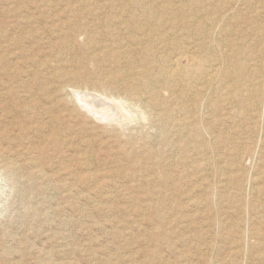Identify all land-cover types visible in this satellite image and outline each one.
I'll return each mask as SVG.
<instances>
[{"label": "rangeland", "instance_id": "rangeland-1", "mask_svg": "<svg viewBox=\"0 0 264 264\" xmlns=\"http://www.w3.org/2000/svg\"><path fill=\"white\" fill-rule=\"evenodd\" d=\"M207 1L217 9L228 0ZM232 1L237 2L236 8L238 7L237 11L241 14L238 17L240 25L237 26L238 37L241 39L239 44H243V39L247 38H251L255 44V40H259L258 25L264 28V0ZM177 2L178 0L174 1ZM99 3L107 4L105 0H0V47L3 46L0 48V99L3 90L6 92L8 87L9 95L12 94L8 95L9 100H0L3 102L0 103V264H147V259L151 258L155 250H161L158 251L159 257L154 259L157 264H203L202 255L207 249L212 264H264V94L258 110L255 111L258 113L255 115L256 124H250V113H253L251 109L248 114H238L239 116L234 115L224 122H216L215 151L208 152L205 157L194 152L187 164L174 169L186 171L188 174L179 180L178 191L172 196L171 203L180 207L174 208L171 213H158L155 211V205L160 202L167 208L171 205L170 201L143 194L150 189L149 186H161V180L157 178L162 177L161 174L164 175L168 170H163V166L155 169L154 177L157 178L152 185H147L143 178H133L131 173L120 174L123 169L129 168L128 156L143 161L148 158L150 149L155 147V120L150 116L141 118L135 113L137 108L133 104L131 106V103L123 102L125 107H131H126L125 111L117 109L121 119L116 124L104 121L102 123L85 110L79 108L77 113L73 108L74 103L81 99V93L94 94L99 98L101 93L79 92L78 88L82 85H77V80L71 83V88H66L68 92L64 89L62 92L54 91L55 94L52 91L51 94L49 89L54 87L51 80L53 74L60 71L71 73L69 75H80V78L86 81H94L95 75L105 73V69L102 70L104 64L97 63L95 59L99 57L100 50H90L92 48L88 33L85 30L78 31V39H74L77 48L75 49L72 45L64 43L66 38L61 28V21L68 18L67 11L70 6H80L83 10L87 9L85 13H95L94 9ZM218 11L224 14L223 10ZM88 18L94 19V15H89ZM45 25L46 27H43ZM42 29H46V34H41ZM261 31L264 33V29ZM41 35L44 37H40ZM50 51L55 53V57ZM56 53L60 56L64 53V60ZM47 57L49 61L47 60L46 68L43 60ZM50 57H53V60ZM32 60L36 62V66L28 63ZM77 63L80 64L74 65ZM82 63L87 67L82 68ZM95 63L99 66L96 67ZM38 65L42 72L38 70ZM98 67L99 70L96 69ZM84 68L89 70L90 75ZM44 80L49 85L45 92L38 88V83L42 84ZM25 83L27 84L24 85ZM29 97L34 105L36 103L35 109L25 112L23 108L25 103L28 104ZM89 97L92 96L84 98L91 100ZM116 102L118 105V101ZM16 105L18 108H15ZM8 110H12V113ZM45 110L50 113H43ZM131 112L136 115H131ZM205 118L210 117L205 114ZM49 119H53L54 127L57 128L53 135L51 130L42 124L44 120L47 122ZM6 128L8 131H5ZM150 134L153 138L149 139ZM242 143L247 147L240 148ZM163 158L166 156L163 155ZM168 159L167 157L165 161ZM90 163L92 165H89ZM200 164H205L203 173L189 172L188 168L192 165ZM111 175L115 178L110 177ZM251 176L257 179L258 193L255 196L250 193ZM238 182L243 183L246 189L238 190ZM191 197L202 205L191 204L188 200ZM236 199L243 203L242 211L239 209V202L235 203ZM157 229L169 231L170 238H166V244L156 246L151 240L152 232ZM241 232L244 236L242 244L240 243L241 249L249 253L247 259L237 255L240 250ZM184 236L196 239L183 242L181 240H184ZM168 244L171 248L165 247Z\"/></svg>", "mask_w": 264, "mask_h": 264}, {"label": "bare ground", "instance_id": "bare-ground-1", "mask_svg": "<svg viewBox=\"0 0 264 264\" xmlns=\"http://www.w3.org/2000/svg\"><path fill=\"white\" fill-rule=\"evenodd\" d=\"M105 1L107 4L99 3L98 6L94 9L95 13H89V12L85 13L87 9L83 10V7L79 6L73 8L70 6L68 11L65 10L67 11V14H69L68 18H65L63 21H61L63 24V27H61L62 32H64L66 38L64 43L66 42L67 44L72 45L73 47H75L74 39L78 37L76 36L78 31L85 30L88 33L87 35L89 37V43L91 44V48H92L90 50L92 51L100 50L98 55L99 57L95 59L98 61L97 63L104 64V66H102V70L104 68L105 73L104 74L96 73L98 75H95L96 79L94 81H90V80L86 81L85 79L80 78V75L79 76L77 74L69 75L71 73L68 72L69 74H67L65 72L60 71L61 73L60 72L54 73L53 78L51 77L52 79L49 78L50 76L48 77L49 79L53 80L52 85H54V87L52 86L53 88H49V89H51L50 90L51 94H53L52 91L62 92V90L64 89L65 91H67L66 88L67 87L71 88L72 86L71 83L77 80L78 81L77 85L79 83L82 85V87L78 88L80 89L79 92L89 91L90 93H92L93 91L94 93L97 94L101 93L99 94L101 96L100 98L95 97L94 94L81 93V99H78L79 96H77L76 98L79 100V102L74 103L73 105L74 106L73 108L75 109L74 112H77L78 109L81 108L85 110V112L89 113L92 117L100 120L101 122L102 121L111 122V123L113 122L116 124L121 119V114L117 111V109L119 108L120 110L125 111L127 110L125 108L126 107L130 108L132 104L134 107L137 108V110H135V113L141 116V118L145 119L146 116L147 117L150 116V118L155 120L154 123H156L157 125L155 124L156 134L154 135L155 142L153 143L155 144L156 148L151 146L152 149H150L149 154L147 153L148 158H146L148 162H146V160L143 161L140 158L128 156L127 164L129 168L123 169V171L120 174L126 175L128 173H131V176H133V178H143V180H145V183L147 185H152L155 184L154 182H156V178H157L154 177L155 169H157L158 167L162 168L163 166V170L167 169L168 172H165L164 175L161 174L162 177L157 178L159 181L161 180L160 183L161 186H159L157 183L156 184L158 188H155V186L151 188L149 186L148 188L150 189L147 190L143 195L158 196V200L163 199L165 201L166 200L170 201L171 203L172 196H174L175 192L178 191L179 180L181 178L188 176L186 171L176 170L178 172L176 173L174 169H176L177 167L180 168V166L184 163L187 164L188 160L191 159V156L194 152H196L198 155L202 157H205L208 152L215 151V146L217 144V139L216 136L214 135L216 122L218 121L224 122V120L233 118L234 115L237 116L238 114H248V111L251 109L253 113L252 114L250 113L251 118L249 120H252L250 124L251 126L254 123L256 124L257 117L255 115H257L258 113L255 111L258 110V105L261 101L262 95L264 94V33H261L262 32L261 30L264 28L259 27L258 25L257 31H259L258 32L259 40L258 41L255 40L256 41L255 44H253L251 38L243 39L244 43L239 44L241 39H239L238 37L237 26L240 25V20L238 19V17L241 14L239 13V11H237L238 8V7L236 8V6L238 5L237 2H234L232 0H228V1L226 0L227 2H224L222 6L218 7L217 9L216 7L209 4L207 0H178L177 3H174L175 0H123L122 2H120V0H105ZM220 9L223 10L224 14H220V12L218 11ZM258 14L260 16V13ZM89 15H94V19L88 18ZM43 27H46V25ZM39 29L40 27H38V30ZM45 30L46 29H42L41 34H43ZM254 30H256V28ZM37 33L39 34V32ZM42 36L44 37V35H41L40 37ZM85 37L87 38V36ZM11 39L12 38H10V41H12ZM62 40L64 39L62 38ZM67 44L65 45L66 48H68ZM8 45H10L9 42ZM54 46L55 45H53V47ZM59 48H61L62 50L61 46ZM7 49L9 51V47ZM75 49L77 48L75 47ZM75 49L73 50L75 51ZM53 51L55 50L53 49ZM16 52L17 51H14V53ZM65 52L67 53V50H65ZM64 53L61 54L63 55ZM53 56L55 57V53L53 54ZM63 57L64 56H62L61 58L63 59ZM52 58L50 57L51 60H53ZM89 58H87L88 61ZM48 59L49 58L47 57L46 60L45 59L43 60L45 67L46 64H48L49 61ZM62 59L61 61L64 60ZM84 59L85 58H83V60ZM78 61L79 59H77V62ZM28 63L30 65L32 64L33 66H36L34 65V63H36L34 60ZM39 64H41V61L39 62ZM78 64L80 63L74 65H78ZM85 65H86L85 63H82V66L81 65L80 66L83 68L85 67ZM95 66L97 67L99 65L95 63ZM37 67L39 68L38 70H40V65H38ZM74 67L76 68V66ZM85 68L84 71L86 72L87 70H85ZM62 69L63 67L61 66V70ZM96 69L99 70V67ZM22 71L20 72L21 74ZM40 71L42 72L43 70ZM87 72L90 75L89 70ZM80 74L83 75L82 73ZM31 75L33 76V74ZM27 83H25L24 85H26ZM29 84L31 83L29 82ZM32 85L34 86L35 84ZM47 85L48 84L46 81L43 82L42 84L38 83V88L39 90L45 92V90L47 89ZM8 88L6 89L5 87L4 89H6L5 90L6 92H4V90L2 92L3 95L1 96L3 98V102H5V100L8 98L10 92V91L8 92ZM72 88L74 89V87ZM100 89L103 92L99 91ZM22 90H24V88ZM21 94H23V92ZM73 94L71 92V95ZM86 96H92L91 97L92 99L89 97L91 100L88 99L89 100L88 101L84 98ZM73 97L75 96L73 95ZM28 99H29V101H27L28 104L24 102L26 104V106L24 105L25 107L23 108L25 112H31L33 108L35 109V105H36V103L35 105L33 104V100H31L30 97ZM116 101H118V105ZM123 102H125L126 104L131 103L129 104L131 106L125 107L126 104L124 105ZM16 106L15 108H18V105ZM4 111H6V109ZM11 111L12 110H10L9 112ZM126 112H130V111H126ZM202 112L204 113V115H202L203 114ZM43 113L49 114L50 112L49 110H45ZM132 113L134 112H131V115ZM135 113L133 115H136ZM205 114H208L210 118L206 119ZM17 115H19L18 110H17ZM16 118L17 117H15V119ZM134 118L135 117H133V119ZM17 120L19 121V119ZM52 120L51 119H49L48 121L46 120L47 122H45L44 120L43 123L42 122L41 123L45 125L44 126L45 128L51 130L50 132H52L53 135V133L56 132L57 128L54 127V123H53L54 121ZM10 122L11 125H13L12 120ZM247 125H249V123ZM16 126L17 125H15V127ZM11 128L13 127L11 126ZM244 128L245 127H243V129ZM70 129L71 128L69 127V130ZM5 131H8L7 128ZM21 134L23 135L22 132ZM21 137L23 138V136ZM8 138L10 139L11 137ZM14 138L16 140V137ZM29 138H31V136ZM145 138L147 139V137ZM150 138H153V135L151 137L150 134L149 139ZM5 139H7V137ZM242 146L247 147L245 143H242L240 145V148H242ZM163 155L166 156V158H163ZM167 157L169 159L168 161H165ZM15 161L13 162L17 164V162ZM91 162L94 163L93 161ZM190 162L194 163L195 161L194 162L190 161ZM92 163H90L89 165H92ZM7 165L10 167L9 164ZM17 168L18 167H16L15 171H17ZM188 169L189 172L191 173L193 172V174H201L205 171L206 168H205V164H200V165H192ZM143 173H145V175H143ZM146 173H148V175H146ZM255 176L257 177L258 175ZM110 177H113V175H111ZM90 178L93 179L92 176ZM256 181L257 179L251 176L249 186L251 188L250 193L253 196L257 195L258 193L256 187ZM237 188L238 190L241 191L246 189L245 185L241 182L237 183ZM192 199L193 197L189 198L188 200H190V203L193 204L194 206L202 205L200 201H196ZM131 201L134 202V199L131 198ZM238 202H239V209L240 211H242L243 203L238 200L235 203ZM174 205L175 204L171 203L169 207L164 208V204L159 202L155 205V211H157L158 213L159 212L171 213L174 210V208L180 207V205L177 206ZM169 234H170L169 231L157 229L154 232H152L150 238L155 243L156 246H160L163 243L166 244L165 240L166 238H170ZM195 234L196 233H194V235ZM241 235L242 236H239L240 250L237 251L238 252L237 255L240 254L241 258L247 259V257H249L248 255L249 253H245L241 249L242 248L241 241H242V237H244L242 232ZM183 238L185 240V241L181 240L183 242H188L190 241L189 239H193V238L196 239L195 237L191 238L188 236H184ZM145 243L147 244L146 241ZM169 244L165 245V247L169 246V248H171ZM158 251L159 250H155L152 252L151 258L147 259L148 260L147 264L156 263L154 259L159 257V252L161 250L159 252ZM208 251L209 249L204 250V253L202 255L203 264H212L211 258L208 255ZM162 258H160V260Z\"/></svg>", "mask_w": 264, "mask_h": 264}]
</instances>
